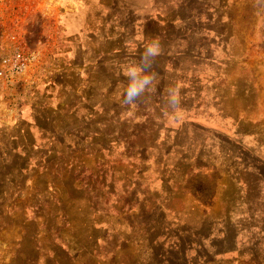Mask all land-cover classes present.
Returning <instances> with one entry per match:
<instances>
[{
	"label": "rangeland",
	"instance_id": "1",
	"mask_svg": "<svg viewBox=\"0 0 264 264\" xmlns=\"http://www.w3.org/2000/svg\"><path fill=\"white\" fill-rule=\"evenodd\" d=\"M22 60L0 79V264L225 257L264 178V0H0V66Z\"/></svg>",
	"mask_w": 264,
	"mask_h": 264
},
{
	"label": "crops",
	"instance_id": "2",
	"mask_svg": "<svg viewBox=\"0 0 264 264\" xmlns=\"http://www.w3.org/2000/svg\"><path fill=\"white\" fill-rule=\"evenodd\" d=\"M258 183L261 187L253 189L252 200L256 197L255 202L246 200L241 204L240 214L237 215H246L247 221L233 220L226 224L222 244L226 255L218 258L217 254H212V264H264V178L258 179ZM247 196H243V200ZM226 212V216L234 214L233 209Z\"/></svg>",
	"mask_w": 264,
	"mask_h": 264
},
{
	"label": "clouds",
	"instance_id": "3",
	"mask_svg": "<svg viewBox=\"0 0 264 264\" xmlns=\"http://www.w3.org/2000/svg\"><path fill=\"white\" fill-rule=\"evenodd\" d=\"M160 52L159 42L151 39L145 44L141 59L126 66L124 75L128 79V84L123 90L122 102L124 104L133 105L138 98L152 90L156 77L150 69ZM168 103L174 111L179 110L180 97L177 90L169 91Z\"/></svg>",
	"mask_w": 264,
	"mask_h": 264
},
{
	"label": "built area",
	"instance_id": "4",
	"mask_svg": "<svg viewBox=\"0 0 264 264\" xmlns=\"http://www.w3.org/2000/svg\"><path fill=\"white\" fill-rule=\"evenodd\" d=\"M25 67V64H23V60L20 63V69L14 70L13 66L6 64V61L2 66H0V79H7L8 77H12L15 72H18ZM6 68V70H4Z\"/></svg>",
	"mask_w": 264,
	"mask_h": 264
}]
</instances>
